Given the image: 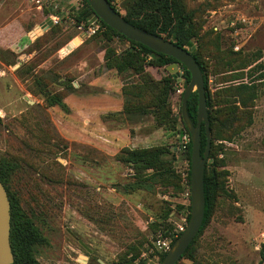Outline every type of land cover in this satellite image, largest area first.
Masks as SVG:
<instances>
[{
    "label": "rangeland",
    "instance_id": "obj_1",
    "mask_svg": "<svg viewBox=\"0 0 264 264\" xmlns=\"http://www.w3.org/2000/svg\"><path fill=\"white\" fill-rule=\"evenodd\" d=\"M127 1L114 0L122 14ZM181 3L194 31L185 48L203 65L210 112L218 118L212 123L213 156L206 163L222 161L217 169L226 176L215 212L192 245L194 262L182 257L178 264H264V0ZM84 7L83 0H0V164L12 163L2 178L47 240L35 247L39 264H158L162 252L153 241L171 235L189 213L180 96L172 90L170 121L158 125L152 102L165 71L150 54L138 56L143 74L135 67L110 68L138 49L97 18L82 16ZM108 70L127 91L123 95L121 87L118 105L124 100L127 106L149 105L102 115L109 129L126 130L119 145L124 147L117 146L114 156L93 147L97 139H109L76 115L78 105L92 107L100 93L92 81L110 75ZM141 74L145 87L137 98L131 87L142 86ZM238 83L254 90L250 107L242 108L234 96ZM44 89L72 101L64 102L65 109L48 106ZM239 94L246 98L242 90ZM229 110L236 117L223 126ZM152 146L169 151L168 173L161 179L148 177L151 171L136 174L118 154ZM95 166L101 172L94 173ZM136 178L149 182L131 189Z\"/></svg>",
    "mask_w": 264,
    "mask_h": 264
},
{
    "label": "trees",
    "instance_id": "obj_2",
    "mask_svg": "<svg viewBox=\"0 0 264 264\" xmlns=\"http://www.w3.org/2000/svg\"><path fill=\"white\" fill-rule=\"evenodd\" d=\"M107 1L112 6V8L116 10L117 13L129 23L143 30H146L150 33L159 35L164 39L170 40L180 47L185 48V46L189 44L191 39L194 37V31L191 24V19H192L191 14L183 9L181 0H128L125 5L126 8L125 14H122L119 11V9L115 6L114 0H107ZM83 2L85 7L82 12V16L91 15L97 18L98 21L101 23V25L104 26L109 33L128 41L133 47L138 49L137 51H135V53L129 52L120 56V59H118L116 64L111 65L110 68H115L116 71L119 72L129 67H135L134 68L135 71H139L140 73H142L143 72L142 70H137L138 67H140V64L138 62L139 54H144V55L150 54L152 58H154V63L156 64V66L163 68V70L165 71V76L160 78V80H158L160 82V95L155 97V100L154 102H152L153 103L152 105H154L156 109L155 120L157 124L162 126L164 124L169 123L170 115H169L168 107L169 104L171 103L169 99V95L172 92V90H174L173 88L174 77L173 74L168 71L167 67L172 63H176L177 66L183 70V75L185 77L186 84L189 82L190 79L189 72L181 63H179L174 58L161 53H156L140 43L127 39L122 34L110 28L96 16V14L94 13V11L89 6L86 0H83ZM189 53L193 56V58L197 62L203 75L207 116L209 120L210 131L212 134L213 132L212 123L214 121H217L218 118L217 116H212L210 112L212 101L207 88V78L205 76L203 65L198 55L191 51H189ZM142 74H141V79H142ZM144 83L145 82L142 79L140 84L142 86H138V84H136L131 87L134 90H138V92L135 94L137 98L140 97L139 94L141 93L142 87H145L143 85ZM234 86L235 89H237V93L234 94V96L238 97L239 105L242 108L250 107L251 105H248V103L254 99V95H255L254 90L249 89L248 86L244 83H238L235 84ZM123 87L124 85L122 86V94L124 92H127L124 91L125 87L124 88ZM129 89L130 87L128 88V90ZM240 90L246 93V98L241 97V94H239ZM42 94L48 106L58 105L63 109L66 108V104L58 95L51 94L48 90L45 89L43 90ZM180 103H181V97H180ZM180 103H179V120L183 128L187 132V134H189L181 119ZM148 107L149 105L146 104L145 105L131 104L130 106H127V103L124 100L122 106V112H125V114H129L134 111L147 109ZM196 111H197V93L196 91H193L187 99V112L193 122H195ZM225 113H227L226 110L222 111L220 114H225ZM228 113H229V118L223 120L224 122L222 121L223 126L227 125L228 120L232 122L236 117L234 110L233 111L229 110ZM204 147H205V133H204L203 125H201V152L203 151ZM214 148H215L214 144L213 142H211L208 159L212 158ZM190 149H191V143L189 140L186 148V156L188 158V161L190 159ZM120 153H123L125 155L124 160L131 164L132 168L135 170V173L138 175H140V173L145 171L146 172L151 171V174L148 177L153 179L160 175V179H161L162 176L168 173V167H167L168 160L164 158V155H167L169 151L166 150V148H163L162 146H152V147H143V148H134V149L123 148L120 150L118 154ZM11 165L12 163L10 160H4L0 164V181L2 182V184L4 185L7 191V195L10 202L9 238H10V245L13 254V262L11 264H39L35 258V247L37 245L45 244L47 240L41 234L37 226L34 224L31 217L22 213V211L17 205V202L8 193L5 181L2 178V176L3 174H5L6 170L10 169ZM222 165H223L222 161H220V164L218 165L215 162V164L210 165V167L208 163H206L205 165L204 215H203L202 224L200 226L197 235L202 231L205 224L211 219L212 215L215 212L217 197L219 192L222 191L221 180L226 176V170H223L222 168L217 169V167H223ZM147 179L149 182V178H136V180H134V182L130 186L131 189L145 186ZM187 181L189 184V170L187 172ZM188 208L190 209V205L188 206ZM188 218H189V213L187 214L186 220H188ZM197 235L194 237V239L192 240V242L189 244V246L182 255V257H186L192 262H194L192 245ZM164 254H165L164 252L161 253L160 260L163 258ZM178 262L176 264H178Z\"/></svg>",
    "mask_w": 264,
    "mask_h": 264
},
{
    "label": "water",
    "instance_id": "obj_3",
    "mask_svg": "<svg viewBox=\"0 0 264 264\" xmlns=\"http://www.w3.org/2000/svg\"><path fill=\"white\" fill-rule=\"evenodd\" d=\"M96 16L107 26L127 39L140 43L156 53L170 56L181 63L189 72L190 79L185 84L180 103L181 119L189 133L191 149L189 159V218L184 230L174 239L158 264H176L199 232L204 215V170L210 151L211 131L207 116L206 96L202 72L186 48L174 42L150 33L126 21L107 0H86ZM49 22V20H47ZM44 25V24H43ZM70 43H68V46ZM176 63L167 69L175 75ZM197 93V111L195 122L187 112V99ZM201 125L205 133V147L201 152ZM10 202L7 191L0 181V264H11L13 254L10 245Z\"/></svg>",
    "mask_w": 264,
    "mask_h": 264
},
{
    "label": "crops",
    "instance_id": "obj_4",
    "mask_svg": "<svg viewBox=\"0 0 264 264\" xmlns=\"http://www.w3.org/2000/svg\"><path fill=\"white\" fill-rule=\"evenodd\" d=\"M108 71L110 75H101L92 81V85H96L98 91L100 92L99 94L95 93L93 96L94 101L92 107L80 104L77 106L76 112L78 114L76 115L83 117V122H87V124L89 123L88 125H91L93 130L100 129L103 132V135L109 139V141H105L96 135L99 139L94 141L95 143H93V147H95V149L101 153H104L108 156H114V154L119 151L117 146H119L121 144L120 142L124 140L123 138L126 137V130L109 129L101 117L104 114L116 112L121 109L122 103L119 105L118 103L122 102L121 87L123 84L118 81L115 82L114 79H116V76L113 74L112 70ZM101 83L103 84L101 85ZM69 98V96L64 98V102L66 104L72 101L71 100L69 102ZM70 110H72L71 107ZM71 113H75V111L72 110ZM119 147L122 148L124 146ZM96 169L98 172H101V168L95 166L93 171L94 173H97Z\"/></svg>",
    "mask_w": 264,
    "mask_h": 264
},
{
    "label": "built area",
    "instance_id": "obj_5",
    "mask_svg": "<svg viewBox=\"0 0 264 264\" xmlns=\"http://www.w3.org/2000/svg\"><path fill=\"white\" fill-rule=\"evenodd\" d=\"M36 1H38V0H36ZM49 23H50V21H49ZM174 74H175V75H173V77H174V92L181 97L182 93H183V90H184V87H185V84H186L185 83V77L183 75V70L180 67L176 66ZM185 139L186 140H185L184 143H186V142L188 143V141L190 140L189 134H187L185 136ZM183 147H185V144L183 145ZM185 194L187 196H189V191H187ZM186 222H187V220L182 222V223L176 224V226L173 228V231H172L171 235L156 238L153 241L155 247L160 252H164L165 253L170 248V246H171L172 242L174 241V239L184 230ZM262 237L264 238V232L262 233Z\"/></svg>",
    "mask_w": 264,
    "mask_h": 264
}]
</instances>
